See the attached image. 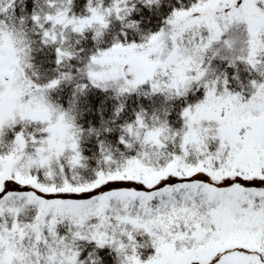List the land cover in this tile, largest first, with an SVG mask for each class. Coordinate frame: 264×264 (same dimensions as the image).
<instances>
[{
  "label": "snow or ice",
  "instance_id": "6c2138e0",
  "mask_svg": "<svg viewBox=\"0 0 264 264\" xmlns=\"http://www.w3.org/2000/svg\"><path fill=\"white\" fill-rule=\"evenodd\" d=\"M0 264H264V0H0Z\"/></svg>",
  "mask_w": 264,
  "mask_h": 264
}]
</instances>
